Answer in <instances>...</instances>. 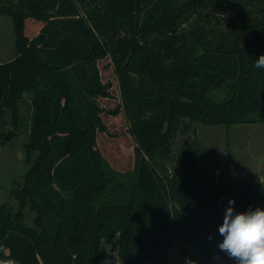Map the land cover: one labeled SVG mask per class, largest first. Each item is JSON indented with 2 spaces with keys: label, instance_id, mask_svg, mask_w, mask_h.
Returning <instances> with one entry per match:
<instances>
[{
  "label": "trees",
  "instance_id": "trees-1",
  "mask_svg": "<svg viewBox=\"0 0 264 264\" xmlns=\"http://www.w3.org/2000/svg\"><path fill=\"white\" fill-rule=\"evenodd\" d=\"M0 16L13 19L18 51L0 63V120L12 112L19 127V104L34 94L27 150L40 152L15 193L37 213V230L0 207V264H100L117 236L122 264H168L177 241L200 264H232L217 248L224 209L229 198L238 212L264 207V183H204L197 144L187 137L174 160L173 146L187 120L264 122V69L254 67L264 55V0H0ZM105 49L124 62L138 145L124 176L95 148L101 110L90 98L107 94L94 61ZM229 85L224 103L209 98Z\"/></svg>",
  "mask_w": 264,
  "mask_h": 264
},
{
  "label": "rangeland",
  "instance_id": "rangeland-1",
  "mask_svg": "<svg viewBox=\"0 0 264 264\" xmlns=\"http://www.w3.org/2000/svg\"><path fill=\"white\" fill-rule=\"evenodd\" d=\"M89 23L92 26L93 23ZM114 33L117 42L124 41L123 32ZM26 35H36L32 33V28H28V24ZM100 37L104 39L103 36ZM17 56L14 21L11 17L0 16V63L12 61ZM95 56L94 61L101 82L107 89V94L90 98L101 110L98 115L101 127L95 133V148L106 162L109 172L124 176L134 172L138 159V145L130 132L132 123L125 111L119 72L120 63L123 65L124 62L114 58L108 49L97 52ZM230 93L229 85L223 89L212 90L209 98L216 103H224L230 98ZM19 115L21 120L17 128L13 125L12 112L6 113L0 120V207H8L13 213L22 212L25 224L37 230V213L31 209L30 204L23 207L15 195L16 191L24 186L26 176L37 166L40 157L38 150L32 153L27 150L35 120L34 94L24 97L19 104ZM2 134L8 137H3ZM187 137L197 144L196 158L204 183L214 184L222 177L233 183H264V122L212 125L187 120L181 127L180 137L174 143L173 160ZM172 161L164 163L159 160V164H166L172 169ZM119 247L118 236L111 244L104 243L101 252L108 258L100 264H122L118 257ZM197 258H200L197 250L177 241L170 252L168 264H186V260H194L200 264ZM210 264L226 262L217 257Z\"/></svg>",
  "mask_w": 264,
  "mask_h": 264
},
{
  "label": "clouds",
  "instance_id": "clouds-1",
  "mask_svg": "<svg viewBox=\"0 0 264 264\" xmlns=\"http://www.w3.org/2000/svg\"><path fill=\"white\" fill-rule=\"evenodd\" d=\"M254 67L264 69V55L254 61ZM235 203L234 198L228 199L217 229L222 237L217 248L232 264H264V207L238 212ZM186 264L197 262L186 260Z\"/></svg>",
  "mask_w": 264,
  "mask_h": 264
}]
</instances>
